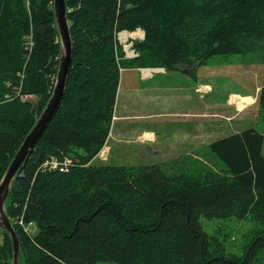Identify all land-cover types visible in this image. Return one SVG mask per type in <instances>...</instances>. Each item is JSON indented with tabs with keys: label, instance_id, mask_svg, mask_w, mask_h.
<instances>
[{
	"label": "trees",
	"instance_id": "trees-1",
	"mask_svg": "<svg viewBox=\"0 0 264 264\" xmlns=\"http://www.w3.org/2000/svg\"><path fill=\"white\" fill-rule=\"evenodd\" d=\"M53 0H0V180L51 95L60 54ZM72 61L61 105L18 167L5 212L19 264H264V134L208 144L217 159L94 164L106 143L123 68H196L215 55L264 63V0H66ZM140 28L125 56L119 31ZM34 95L36 100L23 99ZM264 113V84L257 95ZM71 160L64 170L45 165ZM260 223L227 252L200 218ZM36 225L26 233L16 222ZM0 264L12 242L0 228Z\"/></svg>",
	"mask_w": 264,
	"mask_h": 264
},
{
	"label": "rangeland",
	"instance_id": "rangeland-1",
	"mask_svg": "<svg viewBox=\"0 0 264 264\" xmlns=\"http://www.w3.org/2000/svg\"><path fill=\"white\" fill-rule=\"evenodd\" d=\"M142 33L140 30L132 34L134 37L128 36L129 45L131 39H139ZM121 34L117 39L124 44L122 40L128 37ZM128 43L125 42L126 46ZM248 55H215L208 64L196 68L195 78L185 68L153 70L146 76L140 68H123L111 135L107 138L109 148L92 162L113 165H151L172 159L181 164H194L202 159L212 162L217 156L208 152L210 142L247 128L264 134V113H258L257 103L264 84V63H244ZM201 84L210 87L203 96L196 90ZM23 99L33 103L36 96L24 95ZM144 131L153 135L143 134ZM200 222L206 232L216 233L227 252L234 253L241 252L242 245L260 227L249 216L201 217ZM1 233L0 230V238Z\"/></svg>",
	"mask_w": 264,
	"mask_h": 264
},
{
	"label": "water",
	"instance_id": "water-1",
	"mask_svg": "<svg viewBox=\"0 0 264 264\" xmlns=\"http://www.w3.org/2000/svg\"><path fill=\"white\" fill-rule=\"evenodd\" d=\"M66 0H53L54 22L60 40V54L55 83L51 95L44 108L39 113L35 123L24 137L22 143L13 154L7 169L0 180V228L7 231L12 242V264H19V241L14 226L5 212V202L10 191L11 183L23 161L26 159L36 140L39 139L45 126L50 122L63 100L67 76L72 61V36L66 15Z\"/></svg>",
	"mask_w": 264,
	"mask_h": 264
},
{
	"label": "built area",
	"instance_id": "built-area-1",
	"mask_svg": "<svg viewBox=\"0 0 264 264\" xmlns=\"http://www.w3.org/2000/svg\"><path fill=\"white\" fill-rule=\"evenodd\" d=\"M134 37V36H131ZM127 40V39H126ZM125 40V41H126ZM123 41V40H122ZM123 41V42H125ZM130 45H125L126 51L128 50ZM131 54H133V50H131ZM197 90L202 94H204L205 92L210 90V87L208 85H200ZM71 162V160L67 157L63 158L62 161H59L58 159H56L55 157H51L47 162H45V165H49V168H60L61 170H64L67 165H69ZM15 222L26 232V233H33L35 231L34 228V222L29 221V222H25L24 220H22V218H17L15 220Z\"/></svg>",
	"mask_w": 264,
	"mask_h": 264
},
{
	"label": "crops",
	"instance_id": "crops-1",
	"mask_svg": "<svg viewBox=\"0 0 264 264\" xmlns=\"http://www.w3.org/2000/svg\"><path fill=\"white\" fill-rule=\"evenodd\" d=\"M122 70V69H121ZM158 70H161L160 68L158 69ZM151 74V73H150ZM147 74H145L144 76H146ZM120 76H121V74H120ZM120 81V80H119ZM209 86V85H208ZM118 87H119V85H118ZM197 90V89H196ZM232 94H234V95H238V96H242V95H240V94H237V93H232ZM231 94V95H232ZM199 95H201V94H199ZM229 101H230V99H229ZM244 106V105H243ZM238 107V106H237ZM243 108V107H242ZM238 110H239V108H238ZM115 116H113V118H114ZM111 129V128H110ZM235 132H239V131H235ZM146 133H150L151 135H153L152 134V132H149V131H144L143 132V134H146ZM233 133V132H232ZM231 134V133H230ZM110 135H111V132L109 131V135H108V137H110ZM107 137V138H108ZM108 148H109V146H108V144H107V140H106V143H105V145L103 146V148L100 150V152L101 153H103V154H106V152L108 151ZM100 152L97 154V157H99V155H100Z\"/></svg>",
	"mask_w": 264,
	"mask_h": 264
},
{
	"label": "bare ground",
	"instance_id": "bare-ground-1",
	"mask_svg": "<svg viewBox=\"0 0 264 264\" xmlns=\"http://www.w3.org/2000/svg\"><path fill=\"white\" fill-rule=\"evenodd\" d=\"M132 34H134V32H127V31H124V32H122V34H121V36L124 38L125 36L126 37H128V36H132ZM125 37V38H126ZM128 54H131V52H129ZM151 68V67H150ZM159 69V68H158ZM158 69H156V70H158ZM161 69V68H160ZM152 70H150V69H146V70H144L143 72L144 73H146V74H148V73H150ZM143 74V73H142Z\"/></svg>",
	"mask_w": 264,
	"mask_h": 264
}]
</instances>
